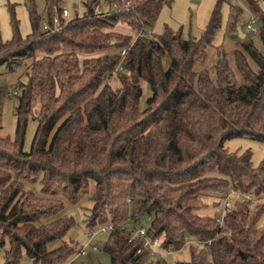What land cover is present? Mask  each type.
Returning <instances> with one entry per match:
<instances>
[{"label":"trees","instance_id":"16d2710c","mask_svg":"<svg viewBox=\"0 0 264 264\" xmlns=\"http://www.w3.org/2000/svg\"><path fill=\"white\" fill-rule=\"evenodd\" d=\"M100 1L86 0L84 14L66 25L64 8H58V32L43 29L32 5L29 35L20 34L15 19L12 39L4 41L0 34V67L12 73L30 61L26 80L17 79L13 89L14 138L3 137L0 125L4 264H20L24 253L34 264L70 262L78 243L66 240L75 219L58 217L62 198L77 205L88 196L93 206L86 226L107 228L102 249L111 264H148L147 252L138 251L155 238L174 252L189 244L191 258L180 264H264V161L255 167L250 151L232 152L225 145L237 137L264 142L259 0L245 2L259 23L262 48L241 40L233 52L235 69L219 56L215 79L195 66L205 62L221 28L223 0L203 36L188 40L168 27L161 35L148 34L172 0H138L130 6L114 0L116 9L98 16ZM120 23L139 33L134 41L114 30ZM232 27L240 37L238 24ZM108 49L125 55L80 62L79 53ZM238 75L244 80L239 87ZM142 81L152 91L145 107ZM30 119L37 127L25 151ZM35 184L41 186L39 194L26 189ZM219 189L238 196L231 210L222 221L200 215L205 199L221 200L215 195ZM140 228L146 229L144 237L137 234ZM57 242L61 245L51 248ZM149 264L166 261L161 255Z\"/></svg>","mask_w":264,"mask_h":264},{"label":"rangeland","instance_id":"374dc122","mask_svg":"<svg viewBox=\"0 0 264 264\" xmlns=\"http://www.w3.org/2000/svg\"><path fill=\"white\" fill-rule=\"evenodd\" d=\"M86 0H0V34L4 41H9L13 37L14 19L18 23L20 34L25 37L32 32V26L29 17V10L34 5L36 11L43 21L49 20L50 16L57 14L58 8H65L70 12V19L75 16H82L85 12ZM114 0H101L99 9L103 12L113 10L111 2ZM125 3L129 1L130 6L138 0H120ZM219 0H172L171 4H164L160 10L158 19L151 29V34L161 35L165 32L166 28H170L174 32H181L183 39H200L208 25L211 14ZM222 25L214 38L213 44L207 50V57L204 63H198L195 66V70L201 71L206 69L210 72L213 79L216 78L214 66L217 63L219 56L221 58L226 57L229 63L235 69L234 64V50L239 47L241 40H252L254 45L258 48H262V43L258 34H251L245 28L246 23L252 16V13L247 6L245 0H223L221 4ZM232 23H237L241 28L244 38H240L237 32L232 27ZM116 32L122 35H128L134 41L138 32L134 31L127 24L120 23L114 29ZM150 34V33H148ZM150 34V35H151ZM119 49H108L101 52H97L93 55L78 54L80 62L85 58L98 57L102 55L120 53ZM41 57V55L39 56ZM30 64L28 60L23 66L18 68L15 72L8 73L7 69L0 67V125L1 135L3 137L10 136L14 138L16 132V116L15 106L16 99L14 98V85L17 79L23 81L26 80L24 73L27 66ZM254 68L256 66L252 64ZM244 83V80L238 75V87ZM143 90L141 105L146 106L147 99L151 96V88L147 81L141 82ZM40 110V105L35 108L37 114ZM37 123L33 119H30L26 129L24 150L29 151L35 135ZM226 147L232 152L244 153L250 151L252 154V162L255 167L260 166L264 161V142H260L249 137H237L226 142ZM26 189H31L35 193L39 194L41 186L39 184L26 185ZM231 202L238 199L237 195H230ZM62 198V197H61ZM264 198V197H263ZM64 202V210L59 214L61 216H71L75 219V225L70 230L67 241L70 239L78 243L77 254L72 258L68 264H111L110 257L104 253L102 249L103 242L107 238V234H97L92 238L86 234L90 232V229L86 226L88 217L91 214L92 202L89 201V196L82 200L79 204L73 205L66 199L62 198ZM205 201L207 206L198 211L202 216H209L214 219H222L226 213L224 209V203L217 198H207ZM264 202V199L261 200ZM263 222V220H262ZM146 227V226H145ZM94 229L92 231H96ZM61 243L57 242L51 246L56 248ZM162 238H160L159 244L156 246V250L162 249ZM165 246V245H164ZM196 253L200 252L201 247L195 244ZM165 248V247H164ZM169 251V250H168ZM5 250H0V264H4ZM166 264H180L189 262L191 258L189 244L183 247L178 252L169 251L163 252ZM158 259H146V263H155ZM149 261V262H148ZM20 264H34V262L28 257L26 253L23 254Z\"/></svg>","mask_w":264,"mask_h":264},{"label":"built area","instance_id":"2783aa9c","mask_svg":"<svg viewBox=\"0 0 264 264\" xmlns=\"http://www.w3.org/2000/svg\"><path fill=\"white\" fill-rule=\"evenodd\" d=\"M261 6L264 9V0H259ZM116 5H114V8L116 9ZM95 14L98 16H102L105 15L106 13L103 12L102 10L99 9V6L96 7L95 9ZM62 16L63 18H65L64 21V25L67 24L68 19L70 18V12L67 9H63L62 12ZM259 23L256 20V18L254 16H251L250 19L248 20V22L246 23V29L249 31V33L251 34H258L259 33ZM43 29L45 31H50V32H58L61 29V21L59 16H53L52 19V24L48 23L47 21L43 22ZM148 33H151V31H149ZM121 55H125V50L121 51ZM215 195L221 199L224 203V209L226 212L231 210L232 207V202H231V196L233 195V193H228L226 190L224 189H219L215 192ZM218 221H222V219H217ZM111 229V227H110ZM107 231L106 227H102L99 230L96 231H90L89 233H87L86 235L90 238H92L93 236L103 233L105 234ZM138 236L140 237H144L146 235V229L145 228H140L137 231ZM160 238H155L153 240L151 239H146L143 243L142 248L138 251V253H142L144 251L147 252V259H152L154 260L155 258L158 259L161 255H164L163 252L166 254L169 251L167 250L166 246H162V249L156 250V246L159 244ZM165 247V248H164ZM149 262V261H148ZM68 264V263H66Z\"/></svg>","mask_w":264,"mask_h":264},{"label":"water","instance_id":"95a60500","mask_svg":"<svg viewBox=\"0 0 264 264\" xmlns=\"http://www.w3.org/2000/svg\"><path fill=\"white\" fill-rule=\"evenodd\" d=\"M237 30H238V32H239L240 38H244V37H245V34H243L241 28L238 27ZM221 57H222V56H221Z\"/></svg>","mask_w":264,"mask_h":264},{"label":"crops","instance_id":"0c3cea01","mask_svg":"<svg viewBox=\"0 0 264 264\" xmlns=\"http://www.w3.org/2000/svg\"><path fill=\"white\" fill-rule=\"evenodd\" d=\"M129 4H130L129 1L125 2V5H129ZM114 5H115V4H111V7L114 8Z\"/></svg>","mask_w":264,"mask_h":264}]
</instances>
